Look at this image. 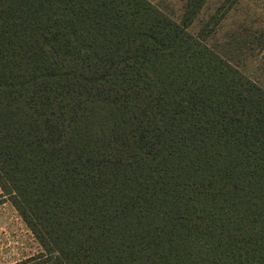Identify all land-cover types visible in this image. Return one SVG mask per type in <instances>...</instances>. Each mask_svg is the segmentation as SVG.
<instances>
[{"label":"trees","instance_id":"1","mask_svg":"<svg viewBox=\"0 0 264 264\" xmlns=\"http://www.w3.org/2000/svg\"><path fill=\"white\" fill-rule=\"evenodd\" d=\"M149 0H0V187L54 264H264V89Z\"/></svg>","mask_w":264,"mask_h":264},{"label":"rangeland","instance_id":"2","mask_svg":"<svg viewBox=\"0 0 264 264\" xmlns=\"http://www.w3.org/2000/svg\"><path fill=\"white\" fill-rule=\"evenodd\" d=\"M181 22L186 0H149ZM195 36L264 89V0H207ZM0 264H54L0 187Z\"/></svg>","mask_w":264,"mask_h":264}]
</instances>
